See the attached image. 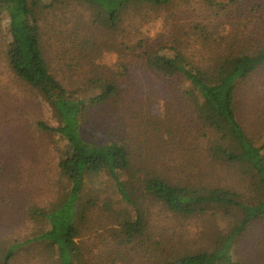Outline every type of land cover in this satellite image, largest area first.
I'll use <instances>...</instances> for the list:
<instances>
[{
    "label": "rangeland",
    "instance_id": "374dc122",
    "mask_svg": "<svg viewBox=\"0 0 264 264\" xmlns=\"http://www.w3.org/2000/svg\"><path fill=\"white\" fill-rule=\"evenodd\" d=\"M38 10L44 60L68 96L87 101L102 81L116 83L108 100L86 106L81 124L86 141L117 140L127 147L132 172L123 179L157 173L183 185L228 188L242 201L257 195L243 165L212 155L210 147L222 142L221 135L199 117L200 99L189 83L150 71L142 52H177L201 69L228 53H255L264 49V0L143 5L124 14L115 30L94 22L80 1ZM6 19L0 15V264H54L52 252L27 239L48 227L33 211L47 210L63 193L58 164L70 150L55 130L59 122L44 88L27 85L9 66ZM233 108L247 140L263 145L264 159V64L238 80ZM117 197L106 175H90L82 188L76 241L86 264H164L176 255L210 250L240 218V211L226 213L219 206L178 215L146 198L148 240L141 250H118L113 210L105 207ZM230 252L234 262L264 264V215L234 235Z\"/></svg>",
    "mask_w": 264,
    "mask_h": 264
},
{
    "label": "trees",
    "instance_id": "16d2710c",
    "mask_svg": "<svg viewBox=\"0 0 264 264\" xmlns=\"http://www.w3.org/2000/svg\"><path fill=\"white\" fill-rule=\"evenodd\" d=\"M48 1L0 0V15L7 16L3 30L9 39L6 52L9 66L27 85L44 88L59 122L55 130L70 150L69 155L60 156L58 164L66 181L63 193L47 210L33 211V215L40 216L48 227L27 240L42 243L47 252L53 253L54 264H86L76 241L77 210L81 206L79 196L86 180L97 173L109 177L110 186L118 195L116 203L105 204L108 211L113 210L108 216L116 226L112 237L118 250L128 247H140L141 250L148 240L146 198L160 202L167 210L183 216L203 213L209 207L219 206L226 213L231 208L240 211V218L229 234L221 235L210 250L176 255L164 264H241L230 258L232 238L264 215V159L261 153L263 145L255 147L247 140L236 121L234 89L239 79L264 64V49L255 53H228L210 69L191 66L177 52L161 54L157 50L146 49L142 52L144 64L150 71L163 78L178 77L189 83L200 99L199 117L221 135L222 142L210 147L212 155L243 165L253 178L251 188L257 195L242 201L237 192L228 188L183 185L157 173H146L144 177L128 174V179H123L128 172H132L127 147L117 140L86 141L81 124L86 106L108 100L116 93L117 85L114 81H102L98 84V92L94 97H88L87 101L66 94L62 85L49 73L44 60L38 9L67 0ZM73 1H80L90 8L94 22L115 30L122 24L124 14L131 9L143 5L161 8L173 0ZM91 204H96V201Z\"/></svg>",
    "mask_w": 264,
    "mask_h": 264
}]
</instances>
